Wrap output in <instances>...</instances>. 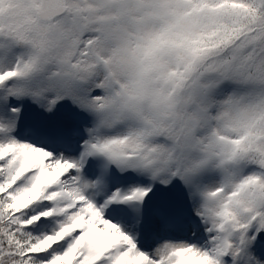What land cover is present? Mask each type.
<instances>
[{
  "label": "snow or ice",
  "instance_id": "6c2138e0",
  "mask_svg": "<svg viewBox=\"0 0 264 264\" xmlns=\"http://www.w3.org/2000/svg\"><path fill=\"white\" fill-rule=\"evenodd\" d=\"M0 264H264V0H0Z\"/></svg>",
  "mask_w": 264,
  "mask_h": 264
}]
</instances>
